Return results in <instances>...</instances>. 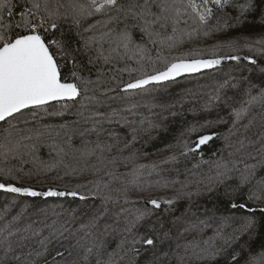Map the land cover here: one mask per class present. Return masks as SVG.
<instances>
[{
	"label": "snow or ice",
	"instance_id": "6c2138e0",
	"mask_svg": "<svg viewBox=\"0 0 264 264\" xmlns=\"http://www.w3.org/2000/svg\"><path fill=\"white\" fill-rule=\"evenodd\" d=\"M257 7L256 0H0V264H264V243L236 245L264 223V35L190 46L227 37ZM225 61L236 63L204 108L223 100L227 118L189 125L166 154L141 162L147 153L136 142L171 107L149 97L164 82ZM66 113L74 119L44 120ZM112 124L130 128V138ZM215 141L221 147L205 159L202 146ZM49 176L46 190L23 182ZM70 177L85 182L55 186ZM168 190L170 197L154 195ZM214 193L246 214L217 223L218 210L204 209L201 218L193 199ZM8 194L73 197L86 207H39ZM181 199L187 214L169 222L163 213ZM225 225L236 227L228 234ZM177 238L184 242L173 248Z\"/></svg>",
	"mask_w": 264,
	"mask_h": 264
},
{
	"label": "trees",
	"instance_id": "16d2710c",
	"mask_svg": "<svg viewBox=\"0 0 264 264\" xmlns=\"http://www.w3.org/2000/svg\"><path fill=\"white\" fill-rule=\"evenodd\" d=\"M257 9L255 10L254 15H250L247 19V22L242 24L236 30H229L227 37H222L217 35L216 37L208 38L206 40H201L196 42L191 47L199 48H210L211 45L215 44L218 40L227 39L232 36L247 35L253 38L264 35V25L260 23V17L264 15V0H256ZM242 54H248L245 50ZM236 62L225 61L222 65L213 69H203L198 73L186 74L179 78H176L174 81L164 82L165 86L160 88L155 95V98L149 97L152 103L157 105H164L165 107H170L169 111H164L162 113V120L156 121L159 125L154 129H150L148 132L144 133L142 137L136 142L135 148L140 150L142 153H147V157L141 162L147 163L149 160L157 159L159 156L166 153L162 152V149H166L168 145L174 144L177 137L180 133L189 125L193 123H204L205 121H216L220 117L227 118V115L230 111L229 104L225 103L223 100L215 101L211 107L204 108V104L208 99V95L211 92L212 86L217 82H222L229 71L232 70L233 65ZM242 64H246L247 61H242ZM233 75L239 76L238 72H233ZM258 82V81H257ZM227 96L233 99H238L239 96L236 94L234 89H226ZM59 107V106H57ZM155 112L159 113L160 108H155ZM175 113V115H172ZM74 117L70 113H66L63 117L58 116H48L44 120L47 123H62L64 120H72ZM108 127H111L121 137L128 136L130 138L131 129L125 125L112 124ZM218 131H223L222 126H218ZM96 137H90V139H95ZM195 139V136L192 137ZM221 141L209 142L207 146H202L204 151V158H209V153L212 150H215L221 147ZM44 158L47 159V153L45 152ZM190 166V165H189ZM183 171V168H181ZM54 175V173L52 174ZM183 178V177H181ZM44 180L43 177L39 178ZM90 179V177H88ZM24 184H32L37 190H46V188L53 184L51 176L44 181L43 184L39 183L37 179H27L24 178ZM85 180L79 177H70L67 180L55 181V186L63 190L64 186L72 187L75 183H84ZM154 195L164 196L165 198L172 196V191L168 190L167 192L161 191L157 192ZM13 197L16 198L18 203H32L36 204L39 207H48L55 205H63L65 209L69 208H78L86 207L83 201H80L78 198L73 197H26L21 196L20 194H8L7 199L11 200ZM5 202V195L0 192V207H3ZM91 203V201H89ZM193 203H195L198 208L201 210L197 214L204 218L203 210L211 209L218 210L216 211L217 223L222 216L235 215L239 217L246 213L232 210L228 204L226 198L223 197L222 193H214L209 196H201L199 198H194ZM167 205H162L161 211L164 208H167ZM190 207L189 201L186 199H181L176 201L173 211L164 212L163 216L168 219L169 222H174L176 217H180L184 214H187L185 210ZM18 209L13 210V214ZM193 212H196V208H192ZM211 214V213H209ZM259 217V214H257ZM236 225H225V231L228 234H231L233 228ZM216 228V224H213L212 228L205 229V238L207 236L213 235ZM182 239H174L170 241L172 247L174 248L177 243H183ZM246 242H252L256 246L264 243V223H261L257 226L254 236L249 238L247 235H243L240 240L236 242V245H244ZM239 250V247H237ZM167 251V248H165ZM227 258H221L218 261V264H226Z\"/></svg>",
	"mask_w": 264,
	"mask_h": 264
},
{
	"label": "water",
	"instance_id": "95a60500",
	"mask_svg": "<svg viewBox=\"0 0 264 264\" xmlns=\"http://www.w3.org/2000/svg\"><path fill=\"white\" fill-rule=\"evenodd\" d=\"M196 73H198V72H196ZM188 74H193V73H188ZM184 75H186V74H184ZM183 76V75H182ZM181 77V76H180ZM177 78H179V77H177Z\"/></svg>",
	"mask_w": 264,
	"mask_h": 264
}]
</instances>
